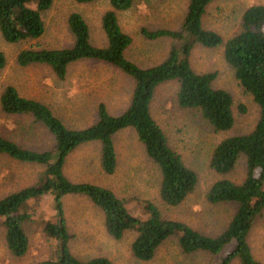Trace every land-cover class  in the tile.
Instances as JSON below:
<instances>
[{"label": "trees", "instance_id": "trees-1", "mask_svg": "<svg viewBox=\"0 0 264 264\" xmlns=\"http://www.w3.org/2000/svg\"><path fill=\"white\" fill-rule=\"evenodd\" d=\"M53 0H0V36L6 42L37 38L44 32L41 13ZM90 3L94 0H73ZM133 0H107L108 6L99 16L104 43L90 42L87 22L80 12L70 11L66 27L71 35L67 46L53 48H20L15 62L20 66L39 63L50 67L58 78H64L68 66L88 59L114 66L131 79V91L126 106L118 113L107 111L99 101L95 120L83 127L71 128L44 102L22 96L12 84L0 91V109L10 115L28 116L43 126L52 137L47 148H30L0 134V154L14 160L37 164L42 170L37 182L20 186L0 196V224L8 251L23 255L28 249L23 222L33 214L29 201L49 194L53 218L43 221V231L54 239V249L34 264H111L105 256L86 259L76 257L69 249L68 232L62 197L66 194L85 196L102 212L103 226L113 238L125 230H133L130 242L132 255L139 260L153 257L159 244L176 236L181 252L204 251L211 256L222 252L215 264H263L254 257L247 241L254 219L264 213V1L247 5L240 14V28L223 39L215 30L202 26L201 17L206 5L213 0H186L185 10L177 28H139L148 39L169 37L171 42L164 56L156 63L140 66L124 55L131 36L122 31L116 12L127 9ZM194 43L205 47L222 46V56L231 67L239 85L257 106L252 127L242 133L219 139L211 149L208 164L221 176L208 186L205 199L213 204L231 202L234 211L224 227L213 235L204 234L187 223L161 215L151 201L143 204L144 216L130 213L123 199L109 187L90 182L73 181L63 172L67 154L76 146L97 141L98 165L105 174L115 171L117 164L113 141L120 129L131 127L147 158L159 171L157 193L169 206L180 203L190 193L197 180L196 172L187 166L180 154L168 143L167 137L149 110L154 88L164 81L176 82L175 100L180 107L195 109L216 130H227L233 124L231 94L211 81L216 71L196 72L189 61ZM5 57L0 50V68ZM243 112L245 107L238 105ZM243 157L244 176L238 182L223 174L233 169Z\"/></svg>", "mask_w": 264, "mask_h": 264}, {"label": "rangeland", "instance_id": "rangeland-1", "mask_svg": "<svg viewBox=\"0 0 264 264\" xmlns=\"http://www.w3.org/2000/svg\"><path fill=\"white\" fill-rule=\"evenodd\" d=\"M263 1L213 0L202 14V26L217 31L225 39L240 28L241 11L251 3ZM185 5L186 0H133L129 8L117 11L121 30L131 36L124 55L140 66L159 61L171 39L145 38L139 33V28H177ZM107 6V0L86 4L53 0L51 6L41 13L44 32L39 37L6 42L0 36V50L5 57L4 66L0 68V91L5 84L14 85L20 95L46 103L71 128L93 122L99 101L105 103L109 113L120 112L128 102L132 83L112 65L81 59L71 63L61 79L45 64L20 66L15 62V54L20 48H53L70 44L66 16L72 10L80 12L87 22L90 42L102 45L105 39L99 16ZM189 61L196 72L216 71L211 84L231 94L234 120L229 129L216 131L195 109L180 107L176 103L174 80L164 81L154 88L149 101L150 114L165 133L169 145L197 175L193 190L180 203L169 206L160 200L157 193L159 171L145 155L131 127L120 129L113 136L117 157L113 173L105 174L99 168L97 141L82 143L67 154L63 172L73 181H90L109 187L124 200L127 210L138 217L144 216L143 204L149 200L162 216L183 221L204 234L213 235L227 223L234 204H213L205 199L208 186L221 176L208 164L211 149L224 136L248 131L256 119L257 106L234 77L222 56L221 45L205 47L194 43ZM239 104L245 107L243 112L238 110ZM0 134L30 148L51 147L53 142L47 130L28 116L6 114L1 109ZM41 170V165L20 162L0 154V196L37 182ZM223 176L240 181L244 176L243 157ZM50 198L49 194H44L27 204L33 214L23 222L28 239V249L23 255L15 256L8 251L0 224V264H34L53 251L55 241L42 227L45 219L53 218ZM62 204L70 233L69 249L80 259L105 256L111 264H215L222 253L214 256L204 251L183 253L176 236H169L159 244L151 259L139 260L130 251L133 230H125L117 239L111 237L103 226L102 212L83 195H63ZM247 241L254 257L264 264V213L254 219ZM230 264L238 263L234 260Z\"/></svg>", "mask_w": 264, "mask_h": 264}]
</instances>
